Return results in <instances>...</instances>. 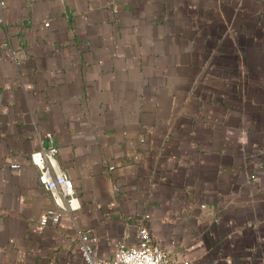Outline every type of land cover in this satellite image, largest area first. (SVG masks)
I'll list each match as a JSON object with an SVG mask.
<instances>
[{"label": "crops", "instance_id": "0c3cea01", "mask_svg": "<svg viewBox=\"0 0 264 264\" xmlns=\"http://www.w3.org/2000/svg\"><path fill=\"white\" fill-rule=\"evenodd\" d=\"M3 1L0 264H87L82 231L109 259L142 224L182 264H264V0ZM45 131L82 203L41 225Z\"/></svg>", "mask_w": 264, "mask_h": 264}, {"label": "built area", "instance_id": "2783aa9c", "mask_svg": "<svg viewBox=\"0 0 264 264\" xmlns=\"http://www.w3.org/2000/svg\"><path fill=\"white\" fill-rule=\"evenodd\" d=\"M3 6L4 1L0 0L1 21ZM43 138L40 146L29 153V160L38 170L39 183L50 193L57 208L47 209V215L39 221L41 225L57 222L63 212L75 217L74 213L82 203L72 179L59 164L53 133L45 131ZM11 166L16 167L17 164L12 163ZM138 232L140 240L137 244L121 243L114 256L108 259L97 255L95 245L88 240L89 233L82 231L79 233L81 255L87 264H182L181 260L171 258L163 247L153 240L146 226L140 225Z\"/></svg>", "mask_w": 264, "mask_h": 264}]
</instances>
